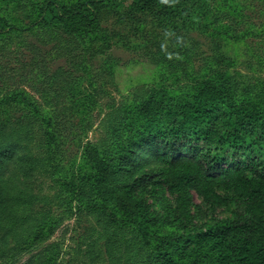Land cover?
Returning a JSON list of instances; mask_svg holds the SVG:
<instances>
[{
    "label": "rangeland",
    "instance_id": "1",
    "mask_svg": "<svg viewBox=\"0 0 264 264\" xmlns=\"http://www.w3.org/2000/svg\"><path fill=\"white\" fill-rule=\"evenodd\" d=\"M76 4L99 19L70 62L51 41L65 22L46 11ZM207 82L264 115V0H186L167 12L132 0H0V152L10 154L0 165V264H134L146 249L136 220L114 198L91 199L85 149L108 155L144 101H175ZM145 199L160 220L154 235L180 238L188 264H213L190 254L167 203Z\"/></svg>",
    "mask_w": 264,
    "mask_h": 264
},
{
    "label": "trees",
    "instance_id": "2",
    "mask_svg": "<svg viewBox=\"0 0 264 264\" xmlns=\"http://www.w3.org/2000/svg\"><path fill=\"white\" fill-rule=\"evenodd\" d=\"M183 1L132 0V6L140 11L155 6L167 12ZM86 7L76 4L58 10L49 5L46 11L48 19L59 25L65 22V29L55 31L51 41L57 54L69 56L70 62L78 58L80 36L89 35L98 25V15ZM129 120L124 126L127 136L108 155L86 147L89 165L82 178L91 184V199L114 198L113 206L136 220L146 249L140 248L134 264H188L178 254L180 238L151 232L160 220L147 204L146 194L168 204L171 212L165 219L186 231L184 242L193 245L191 255L211 254L213 264H264L261 109L238 103L226 84L207 82L175 101L151 97ZM9 155L0 152V165L2 157ZM73 192L81 195L83 189ZM194 194L206 208L195 202ZM219 207L227 209L226 216H219ZM197 215L205 219L204 225L193 223Z\"/></svg>",
    "mask_w": 264,
    "mask_h": 264
}]
</instances>
